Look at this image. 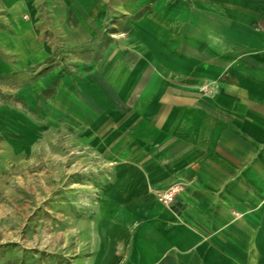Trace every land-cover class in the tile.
<instances>
[{
    "label": "crops",
    "instance_id": "1",
    "mask_svg": "<svg viewBox=\"0 0 264 264\" xmlns=\"http://www.w3.org/2000/svg\"><path fill=\"white\" fill-rule=\"evenodd\" d=\"M35 1L0 0V74L44 66L100 155L87 264H264V0Z\"/></svg>",
    "mask_w": 264,
    "mask_h": 264
},
{
    "label": "rangeland",
    "instance_id": "2",
    "mask_svg": "<svg viewBox=\"0 0 264 264\" xmlns=\"http://www.w3.org/2000/svg\"><path fill=\"white\" fill-rule=\"evenodd\" d=\"M43 1L32 19L52 29ZM43 68L0 74V264H87L103 218L100 155L45 112L54 87L31 86Z\"/></svg>",
    "mask_w": 264,
    "mask_h": 264
},
{
    "label": "built area",
    "instance_id": "3",
    "mask_svg": "<svg viewBox=\"0 0 264 264\" xmlns=\"http://www.w3.org/2000/svg\"><path fill=\"white\" fill-rule=\"evenodd\" d=\"M175 193H176V188L168 187L164 191L158 193V198L164 204L171 205V203L174 200Z\"/></svg>",
    "mask_w": 264,
    "mask_h": 264
}]
</instances>
